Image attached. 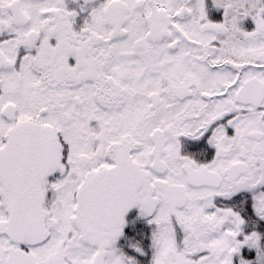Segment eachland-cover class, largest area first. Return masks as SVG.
Masks as SVG:
<instances>
[{
  "label": "snow or ice",
  "instance_id": "obj_1",
  "mask_svg": "<svg viewBox=\"0 0 264 264\" xmlns=\"http://www.w3.org/2000/svg\"><path fill=\"white\" fill-rule=\"evenodd\" d=\"M0 264H264V0H0Z\"/></svg>",
  "mask_w": 264,
  "mask_h": 264
}]
</instances>
